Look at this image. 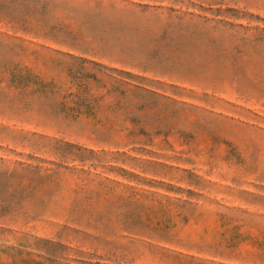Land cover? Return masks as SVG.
<instances>
[{
  "label": "rangeland",
  "instance_id": "1",
  "mask_svg": "<svg viewBox=\"0 0 264 264\" xmlns=\"http://www.w3.org/2000/svg\"><path fill=\"white\" fill-rule=\"evenodd\" d=\"M0 264H264V0H0Z\"/></svg>",
  "mask_w": 264,
  "mask_h": 264
}]
</instances>
